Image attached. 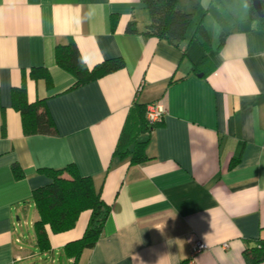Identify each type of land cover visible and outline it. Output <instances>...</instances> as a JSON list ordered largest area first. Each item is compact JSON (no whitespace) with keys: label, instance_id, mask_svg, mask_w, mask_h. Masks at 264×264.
Listing matches in <instances>:
<instances>
[{"label":"crops","instance_id":"0c3cea01","mask_svg":"<svg viewBox=\"0 0 264 264\" xmlns=\"http://www.w3.org/2000/svg\"><path fill=\"white\" fill-rule=\"evenodd\" d=\"M177 7L192 20L175 45L143 33L141 0H0V264L29 256L20 232L38 218L31 195L50 181L42 170L70 164L110 212L76 263L63 247L82 237L89 211L68 231H48L46 252L33 229L42 254L62 250L68 264H245L243 250L264 239L263 19L251 0ZM69 42L89 69L117 57L124 67L73 87L55 59ZM23 81L54 134L23 132L11 101ZM153 102L164 115L137 136L146 159L114 155L134 107ZM197 242L207 248L192 256Z\"/></svg>","mask_w":264,"mask_h":264},{"label":"trees","instance_id":"16d2710c","mask_svg":"<svg viewBox=\"0 0 264 264\" xmlns=\"http://www.w3.org/2000/svg\"><path fill=\"white\" fill-rule=\"evenodd\" d=\"M150 13V23L144 30L145 35L166 38L178 45L185 39L186 30L192 20L190 12L177 7V0H141ZM252 12L255 11L252 8ZM198 28H202L201 24ZM56 63L75 77L73 87L97 79L105 74L124 67L122 58H111L98 63L89 69L83 62L75 44L55 47ZM35 69L31 75L35 77ZM46 81L50 82L46 71H40ZM12 106L20 113L22 128L25 134H54L55 127L41 100L29 103L26 97L24 81L11 90ZM146 105L134 107V112L124 126L114 155L124 158L130 155L131 163L146 159L144 145L137 142L140 133H149L158 123L150 124L145 117ZM132 148L130 149V146ZM15 178H22L19 167H13ZM50 181L32 191L31 199L38 214L33 223L36 245L41 252L50 250L48 231L53 234L72 229L83 211H89V219L81 238L64 245V254L76 263L86 248H91L97 242L103 225L109 215L110 206L101 198L100 191L94 186L91 177L81 176L73 164L61 169L42 170ZM245 264H262L264 262V239L243 250Z\"/></svg>","mask_w":264,"mask_h":264},{"label":"rangeland","instance_id":"374dc122","mask_svg":"<svg viewBox=\"0 0 264 264\" xmlns=\"http://www.w3.org/2000/svg\"><path fill=\"white\" fill-rule=\"evenodd\" d=\"M29 221H30L29 224L27 223L26 225H24L23 228H21V232H20V234L23 233L24 235L21 245L24 246L29 256L26 257L19 264H68V261L66 257L63 255L62 250L57 253H53L51 255L42 254L37 250L34 244L35 240H34V232L32 229V221L31 219ZM21 237L23 236L21 235Z\"/></svg>","mask_w":264,"mask_h":264},{"label":"built area","instance_id":"2783aa9c","mask_svg":"<svg viewBox=\"0 0 264 264\" xmlns=\"http://www.w3.org/2000/svg\"><path fill=\"white\" fill-rule=\"evenodd\" d=\"M164 115V107L161 102H153L146 105L145 117L148 123L154 124L162 120ZM206 245L197 242L192 249V256L206 249Z\"/></svg>","mask_w":264,"mask_h":264},{"label":"water","instance_id":"95a60500","mask_svg":"<svg viewBox=\"0 0 264 264\" xmlns=\"http://www.w3.org/2000/svg\"><path fill=\"white\" fill-rule=\"evenodd\" d=\"M252 6L255 12L258 14L260 18L263 19L264 25V1L263 0H251Z\"/></svg>","mask_w":264,"mask_h":264}]
</instances>
